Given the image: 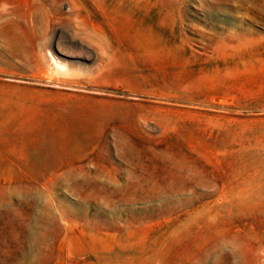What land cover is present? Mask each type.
<instances>
[{"label": "rangeland", "instance_id": "1", "mask_svg": "<svg viewBox=\"0 0 264 264\" xmlns=\"http://www.w3.org/2000/svg\"><path fill=\"white\" fill-rule=\"evenodd\" d=\"M0 16V264H264V0Z\"/></svg>", "mask_w": 264, "mask_h": 264}, {"label": "bare ground", "instance_id": "2", "mask_svg": "<svg viewBox=\"0 0 264 264\" xmlns=\"http://www.w3.org/2000/svg\"><path fill=\"white\" fill-rule=\"evenodd\" d=\"M24 7H26L25 12L28 13V8H27L26 3L24 4ZM4 8H6V7H4ZM4 8H2V9H4ZM3 12H5V11H3ZM9 13L12 15V17L8 18V21H7V27L9 30L4 37V42H5V44L8 45L9 48H13V44L15 45V43L19 41V39L16 38L17 34L15 35V33H13V27L15 26V24L18 23V19H17V16H15V18L13 17V14H15L13 12V9ZM0 19H2V16H0ZM18 37H19V35H18ZM17 39H18V41H17ZM62 63L57 62V60H55V64H56L57 68H59V69H61L63 67Z\"/></svg>", "mask_w": 264, "mask_h": 264}]
</instances>
